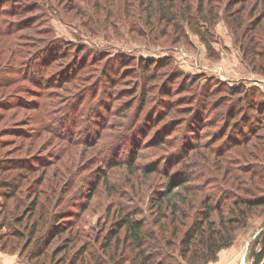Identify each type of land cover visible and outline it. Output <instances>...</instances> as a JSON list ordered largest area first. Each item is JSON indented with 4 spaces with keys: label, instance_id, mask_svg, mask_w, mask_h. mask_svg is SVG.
I'll return each mask as SVG.
<instances>
[{
    "label": "rangeland",
    "instance_id": "1",
    "mask_svg": "<svg viewBox=\"0 0 264 264\" xmlns=\"http://www.w3.org/2000/svg\"><path fill=\"white\" fill-rule=\"evenodd\" d=\"M188 1L197 20V25L193 24L196 29L181 18L180 10H187L181 0H176L171 20L152 15L150 22L146 18L150 10L144 11L147 0H0V161L13 167L1 182L9 183L17 174L32 179L46 174V179L55 181L57 190L44 205L45 226L38 221L31 235L29 230L38 218L43 197L31 208L32 190L28 191L25 180L18 179L21 186L13 196L0 187V222H5L0 226V246H5L0 249V264H131L133 253L126 255L123 247V243L127 245L124 229L117 238H108L116 224L112 212L119 204L130 202L133 210L141 212L138 216L146 219V229L160 233L148 198L154 188H162L164 177L153 173L148 178L142 170L155 163L160 168L172 163L178 166L184 147L194 146L196 137L204 146L210 143L225 128L218 112H226L225 105L242 109L245 101L239 102L238 97L244 92L254 91L255 102L262 100L263 112L243 111L245 121L241 120L243 113H238L236 120L246 126L239 125L237 130L259 124L248 144L257 137L264 143V84L242 75L238 66L248 67L242 58V63L236 62V69L221 65L222 55H238L225 42L229 30L220 19L217 24H208L210 35L206 38L214 52L209 51L210 45L196 31L208 26L196 12L198 0ZM140 60L160 63L144 70ZM239 87L241 95L229 90ZM203 96L206 104L200 100ZM143 99L145 105L139 114ZM217 99L225 105L215 109L211 104ZM168 103L175 106L171 117L178 125H169L166 120L150 128L147 118H154ZM191 105L194 113L182 111ZM230 128H226L227 135ZM96 132L100 146L97 155L98 145L90 148L80 143ZM225 141L222 138L211 143L210 148L221 146V152L217 149L216 153L226 160L232 157L240 161L233 164L237 169L247 162L248 168L263 166H253L257 171L236 172L243 179L252 173L263 175L261 179L254 176V183L264 189L260 156L251 155V149L244 152L241 146L226 151L222 146ZM200 149L211 164V159L218 160L208 149ZM129 154H137L135 175L124 163ZM21 164L24 168H15ZM44 185L45 181L39 188ZM229 189L236 192V187ZM17 200L21 206L13 210ZM60 209L59 215L72 218L60 223L64 227L72 223V233L70 227L63 233L51 230L53 214ZM16 216L21 218L20 224ZM263 228L264 207H259L248 225L237 231L233 244L221 249L207 264H251V253L259 248L255 236ZM13 230L25 234L15 237ZM75 231H79L77 240L73 238ZM179 236L169 234L166 241L158 237L161 242L153 237L147 242L146 254L157 252L161 256L156 260L172 258L171 263L186 264L179 256ZM154 242L158 250L153 249ZM106 243L110 245L105 247ZM259 264H264V259Z\"/></svg>",
    "mask_w": 264,
    "mask_h": 264
},
{
    "label": "trees",
    "instance_id": "2",
    "mask_svg": "<svg viewBox=\"0 0 264 264\" xmlns=\"http://www.w3.org/2000/svg\"><path fill=\"white\" fill-rule=\"evenodd\" d=\"M147 1L148 3L146 4L144 11L150 10L149 13H152L151 15H146L148 22H150V17H153L152 15L159 20H171L173 18L174 13H172V11L175 7L176 0ZM181 1L185 2L187 10H180V16L194 27V25H197V20L193 19L195 13H191L192 6L188 0ZM224 2L225 3H223V0H198L197 6L195 7L196 12L204 25L217 24L219 19L224 21V24L229 30L228 32L232 44L239 50L242 60L252 71L264 75V0H226ZM139 5H142V3L140 2ZM209 25L203 31L201 28L196 31L201 34L205 43L210 45L207 48L213 53L214 50L211 47V42L206 38L207 35H210V29H208ZM161 62H165L164 65H167L166 61L161 60ZM140 63L142 64V67L145 68L144 70H146V66L153 64L157 65L160 62H143L140 60ZM143 88L144 86H142V89ZM128 89L130 90L131 88ZM229 90L232 94L241 95L243 92L240 87L229 88ZM126 91L128 90L126 89L124 92ZM130 91L132 93L134 90ZM253 96L254 91L251 93L244 92L242 98L238 97L239 102L242 103V101H245V106H242L243 108L238 109V111L233 105H225L223 101L218 100V98L217 101H214L211 105H214L215 109L221 105L227 106L226 112L224 109L218 112L220 113L218 117L223 122L222 125H224L225 128L220 129L210 143L204 146L203 144H200V137H196L197 140L194 141V146L190 144L189 146L184 147V156L181 161H178L180 162L178 166L172 163L168 167H163L164 164L162 168H160V164L155 163L152 166H146L144 168L145 171L142 170L144 175L148 178L153 173H159L164 177L162 188H154L148 198L150 200L149 209L151 215L153 216L155 224L159 226L160 233L156 232L155 234V231L146 229V219L138 216V213L141 212H139V210H133L130 202L127 204H119L114 212H112L113 217L115 216L116 224H114L115 226L108 232V238L112 240L114 237L117 238L120 235L121 230L124 229L126 235L125 242L127 245H124L123 243V247L126 250V253L128 252L126 255L129 254L131 257L133 253L131 264H175V261L172 263L170 262L172 258H164L161 261V258L156 260V257H160L161 254L155 252L156 254H150L149 256L146 254L145 250V247L148 245L147 242L153 240V237L155 239L159 237L160 240L162 238L166 241L169 234L174 237L180 235L179 256L186 262V264H207L216 259L217 254L221 249L231 246L234 242L237 231L248 225L250 217L258 212L259 207H264V189L254 183V176L261 179L263 175L252 173L247 179H243L236 172V170H241V172H243V170L251 171L252 168L256 170L258 167L263 166L251 165L250 168H248L249 162H247L244 163L245 165H242V168L237 169L233 164L240 163V161L236 162L232 157H230L229 160H226L223 157V154L216 153V150L221 146L210 148L211 143H215L216 141L225 138V144H223V142L221 144H223V149L226 151L233 149L234 146H241L244 152H246L247 149H251V155H254L253 153L258 154L262 159L261 161L264 162V143L260 142L261 138L257 137L256 141L252 144H248L254 134L260 129L259 124L254 127L248 126L246 130H243L244 128H239V130H237L239 125H244L243 122L236 120L235 117L238 113H243L241 120L245 121L247 111L257 110L258 115L263 112L261 104L262 100L260 99L255 102L256 100H254ZM262 97L264 99V95ZM200 100L203 104L207 103L204 96L203 98L201 97ZM226 104H228V102H226ZM126 105L130 107L131 102L128 100ZM144 105L145 99H143L138 106L137 112H139V114L143 111ZM179 109L180 108L176 110L181 111ZM174 110V104L171 105V103H168L167 108L162 109V111L154 118H147V123H151L149 124V127L153 128L166 120L169 125H178L176 119L171 117V114H173L172 111ZM194 110L195 107L193 105L184 106V108H182V111L186 114L194 113ZM201 111L203 112V110ZM138 117L139 115H137L136 119ZM230 125V134L227 135L225 131ZM245 126L246 125L243 127ZM143 127L144 126L142 125L141 129H143ZM190 127H192V125ZM194 130L190 129L193 133L196 131ZM86 136L83 137L80 142L83 143L82 145L87 144L90 148L98 145L96 142V139L98 138L97 132L95 135L93 134V137L90 139H87ZM100 137L101 136H99V138ZM201 147H204L208 149L209 152L215 154L218 160L215 158L211 159L213 162L211 164V162L208 161L210 159L201 154ZM98 151H100L99 145L96 147L95 155H97ZM190 151H193V153L189 154ZM129 155L130 156L124 158V163L127 164L130 173L135 175L137 168H135L133 163L137 159V154H133L132 156L131 154ZM193 156L195 158H192ZM2 163L3 162L0 161V187L7 189L9 191L8 193L13 196L16 193L17 188L21 186L18 179H21V181L25 180L27 182L28 191L30 188L32 190L29 192L32 194L31 197H33L31 208L34 205L37 207L39 197H43V205L37 209L39 210L37 214L38 218L33 221L32 228L29 230V233L32 235L35 232L38 221H42L43 226H45L44 223H46L47 214L44 210V205L47 204L46 202H50L48 196L56 194L57 190L54 188L55 181L52 179H46V174L38 175L34 179L17 174L9 180V183H2L1 180H4L3 178L6 173L13 170V167L4 166ZM253 166H257L256 169ZM15 168L20 169L24 168V166L21 164V166L18 165ZM104 178L105 177H103V179ZM44 181L46 185L39 188ZM105 184L107 185L108 182L105 181ZM233 187H236V192L230 191L229 188ZM106 188L109 192L113 191L110 190L109 187ZM131 188L134 189L133 185H131ZM240 189L244 190L241 194L238 192ZM20 206L21 202L17 200L13 210L19 209ZM61 211L62 209L53 214L52 218L55 219L51 223V226H53V228L51 227V230L54 229L53 233H63L70 227L68 231L72 233V223L69 227H64L60 224L63 221H71L72 219H65L63 214L59 215L62 213ZM110 212L111 210H109V213ZM10 213H12V210ZM214 217H216V219ZM15 218V221L20 224L21 218L19 216H16ZM4 223V219L1 220L0 226L5 225ZM78 233L79 231H75L76 237H73L74 240H77ZM24 234V231L19 230H13L12 232V235L15 237H22ZM154 235H156V237ZM73 238L70 237L69 240H73ZM159 238L158 242H161ZM255 243L259 248L257 251L253 250L251 253V264H259L264 259V228L255 236ZM109 245L110 244L107 243L104 244L105 247H108ZM159 245L161 246V243ZM4 247L5 246H0V249H4ZM153 247V249H159L157 243L153 244ZM121 253L124 254V251L121 250Z\"/></svg>",
    "mask_w": 264,
    "mask_h": 264
},
{
    "label": "crops",
    "instance_id": "3",
    "mask_svg": "<svg viewBox=\"0 0 264 264\" xmlns=\"http://www.w3.org/2000/svg\"><path fill=\"white\" fill-rule=\"evenodd\" d=\"M228 35V34H227ZM228 40L227 41H225L226 43L227 42H229L228 44H229V47L230 48H234L236 51H237V53H238V55L236 56V54L235 55H232V56H229V55H227V56H223L222 55V57H221V65H225L226 67H228V66H230V67H234V69H236V62H238V63H242V61H241V57H240V55H239V52H238V50L232 45V41H231V38H230V36H227L226 37ZM225 43V44H226ZM238 68H241V69H243V72L244 73H242V75L247 79V80H249V81H258V82H260L261 84H264V77L263 76H261V75H259V74H257V73H253V72H251L250 71V69L248 68V67H246L244 64L242 65H240V66H238ZM234 262V261H233ZM229 264H232V262H229Z\"/></svg>",
    "mask_w": 264,
    "mask_h": 264
}]
</instances>
